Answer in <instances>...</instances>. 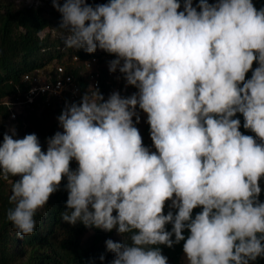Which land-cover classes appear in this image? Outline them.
Returning <instances> with one entry per match:
<instances>
[{"label": "clouds", "instance_id": "1", "mask_svg": "<svg viewBox=\"0 0 264 264\" xmlns=\"http://www.w3.org/2000/svg\"><path fill=\"white\" fill-rule=\"evenodd\" d=\"M51 3L65 47L115 56L109 72L136 91L105 100L93 88L66 103L46 150L35 133L3 134L0 180L18 177L7 212L18 239L35 232V214L66 179L62 222L115 230L122 242H105L111 264H168L159 246L181 241L186 264L264 259V8L253 0ZM238 115L253 135L240 131Z\"/></svg>", "mask_w": 264, "mask_h": 264}, {"label": "trees", "instance_id": "2", "mask_svg": "<svg viewBox=\"0 0 264 264\" xmlns=\"http://www.w3.org/2000/svg\"><path fill=\"white\" fill-rule=\"evenodd\" d=\"M107 2L108 0H88V3L93 6ZM197 3L198 0H193L194 7ZM253 3L257 9L264 8V0H253ZM48 4L49 7L18 8L12 0H0V9H2L0 12V142H2L3 134L7 133L6 122L10 121L18 130L17 138L35 133L42 149L46 150L47 139L60 131L58 123H51L48 116L57 114L59 109L39 103L36 107L33 105L31 111L27 109L24 115L18 114L16 119L10 120L7 102L15 101L26 90L27 86L22 81L24 74L37 69L51 70L53 60L58 61L63 55L75 54L84 60L96 53L88 54L82 49L77 51L69 48L61 51L60 47L64 45V40L61 38L64 33L59 29L62 18L60 13L52 7V3L48 2ZM180 10H183V7ZM45 30L56 31L59 35L52 38L49 33H46L40 37V33ZM100 55L107 57L103 62L116 58L103 51ZM255 67L254 63L253 69ZM250 78L251 71L246 75V79ZM101 89L105 98L108 89L104 85ZM130 89L133 93L136 91L134 87L130 86ZM120 94L121 96L131 95L124 89ZM11 99L12 101H9ZM236 118L241 120L240 131L245 135H253L243 128V117L238 115ZM142 137L144 145L150 148L152 146L150 138ZM71 168L73 169L72 166ZM12 179H18V177H10L7 181L0 180V264H111L114 254L106 250L105 242L109 239L122 242V237L115 230L104 232L85 228L79 221L76 226L62 222L61 213L66 210L67 200V192L64 191L66 179L62 181L60 189L49 198L47 205L35 214V232L23 239H18L16 229L7 219L8 210L15 206L9 199ZM260 187L262 191L259 199L264 202V186ZM168 210L166 206L165 214ZM201 210L194 209L193 216ZM166 227L171 231L170 224ZM183 234L187 238V231ZM159 247L162 254L168 258V264H186L183 241L172 248L163 245ZM101 256L104 257L103 260L100 259ZM255 264H264V259L258 258Z\"/></svg>", "mask_w": 264, "mask_h": 264}, {"label": "built area", "instance_id": "3", "mask_svg": "<svg viewBox=\"0 0 264 264\" xmlns=\"http://www.w3.org/2000/svg\"><path fill=\"white\" fill-rule=\"evenodd\" d=\"M63 36V35H62ZM63 39V37H61ZM65 51V45L60 47ZM78 58V59H77ZM113 60V59H112ZM109 60L103 62L98 54L81 60L77 55H63L60 60H53L51 70H34L22 76V81L26 84L24 93L16 98L13 104H20L32 108L42 103L51 106L53 109H59L57 115L64 110L66 103H79L85 92L89 94L98 88L102 94L101 86L108 89L105 100L114 92H120L122 75L117 72H109ZM42 89H46L42 91ZM9 119H16L17 114L9 111ZM73 170L77 168L75 161L71 163ZM75 167V168H74Z\"/></svg>", "mask_w": 264, "mask_h": 264}, {"label": "rangeland", "instance_id": "4", "mask_svg": "<svg viewBox=\"0 0 264 264\" xmlns=\"http://www.w3.org/2000/svg\"><path fill=\"white\" fill-rule=\"evenodd\" d=\"M12 1L15 3V6H17L18 8L19 7H37V6H48L49 7L48 2H51V0H32V2H30V3L25 2V0H21L20 3L18 2V0H12ZM46 33H49L52 38L57 37L59 35L56 31L45 30V31L40 33V37H43ZM61 37H63V36H61ZM98 51L101 53L100 50H98ZM123 89L127 92H130V94H133V92L130 89V86H128V87L125 86V81L123 80V77H122L120 93L122 92ZM9 101H12V99ZM15 101H12L10 103L7 102V105L9 106L10 111L12 110L13 112H15L17 114V116H18V114L24 115L26 113L27 107L22 106L20 104H13ZM28 110L31 111L32 108H30ZM137 111H138V109H137ZM37 113H39V111H37ZM138 113L140 115V123L137 127L140 131V134L142 136H144L145 138L149 139L150 133H149V126L146 123L147 117L143 112L138 111ZM48 117H49L48 119L51 123H54V122L58 123L59 114L58 115L57 114L49 115ZM10 128H15V127L12 125V123L10 121H7L6 122V132L7 133L9 132ZM58 129L60 131H62V129L59 127V125H58ZM15 130H16V137H14V138H17L18 137V130L16 128H15ZM150 148L153 150L152 146ZM260 186H264V179H261Z\"/></svg>", "mask_w": 264, "mask_h": 264}]
</instances>
